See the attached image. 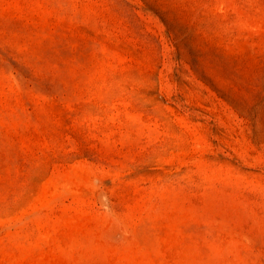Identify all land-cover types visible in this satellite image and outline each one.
Segmentation results:
<instances>
[{
    "label": "rangeland",
    "instance_id": "obj_1",
    "mask_svg": "<svg viewBox=\"0 0 264 264\" xmlns=\"http://www.w3.org/2000/svg\"><path fill=\"white\" fill-rule=\"evenodd\" d=\"M0 264H264V0H0Z\"/></svg>",
    "mask_w": 264,
    "mask_h": 264
}]
</instances>
